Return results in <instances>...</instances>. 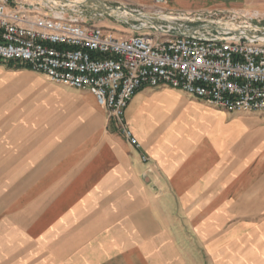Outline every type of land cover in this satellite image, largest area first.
<instances>
[{
  "label": "crops",
  "instance_id": "0c3cea01",
  "mask_svg": "<svg viewBox=\"0 0 264 264\" xmlns=\"http://www.w3.org/2000/svg\"><path fill=\"white\" fill-rule=\"evenodd\" d=\"M102 1L145 7L151 0ZM166 1L186 11L243 8L264 16V0ZM49 82L98 103L87 90ZM231 113L167 85L141 88L126 110L141 147L110 121L133 148L137 192L113 191L112 179L129 169L121 157L108 173L96 174L91 163L69 178L62 162L51 168L52 178H12L9 161L8 178H0V264H264V131ZM158 130L164 137L147 146L145 133ZM8 138L11 160L12 131ZM148 154L160 174L147 184L166 187L158 193L147 192L141 177L151 169L143 159Z\"/></svg>",
  "mask_w": 264,
  "mask_h": 264
},
{
  "label": "built area",
  "instance_id": "2783aa9c",
  "mask_svg": "<svg viewBox=\"0 0 264 264\" xmlns=\"http://www.w3.org/2000/svg\"><path fill=\"white\" fill-rule=\"evenodd\" d=\"M166 3L155 0L147 10L102 0H0V62L91 92L136 148L126 110L144 86L167 85L230 112L264 114V16ZM106 17L132 33L102 26Z\"/></svg>",
  "mask_w": 264,
  "mask_h": 264
},
{
  "label": "rangeland",
  "instance_id": "374dc122",
  "mask_svg": "<svg viewBox=\"0 0 264 264\" xmlns=\"http://www.w3.org/2000/svg\"><path fill=\"white\" fill-rule=\"evenodd\" d=\"M154 4L155 0H151L143 7L149 10ZM109 5L116 7L119 4ZM100 24L118 32L132 33L128 25L115 18L106 17ZM231 114L246 118L250 130L264 131V114ZM110 121L106 109L89 93L51 83L40 73L1 65L0 178H8L9 161L12 162V178L24 177L26 174L31 177L52 178L51 168L60 162L64 163L65 178H69L74 173L85 172L91 163L96 168V174L108 173L114 169L111 167L121 157L128 163L129 169L128 173L123 168V173L114 174L115 178L111 181L113 191L121 193L128 189L137 192L141 186L135 178L136 175L130 170L129 153L133 148ZM174 123L176 127L180 126V121ZM10 131L11 160L8 145ZM164 135L160 130L145 133V143L151 147L154 140L163 138ZM114 149L118 154L114 155ZM246 152H241L242 157L244 160H250L248 151ZM147 163H150L151 169L142 171L141 177L146 183L147 192L158 193L166 187H157L152 181H149V185L147 181L160 174L159 162L148 154ZM96 177L99 178L97 175ZM124 177L128 179H122ZM86 183L89 184L90 181ZM82 189L87 190L86 186H82ZM99 192L104 193V188Z\"/></svg>",
  "mask_w": 264,
  "mask_h": 264
}]
</instances>
